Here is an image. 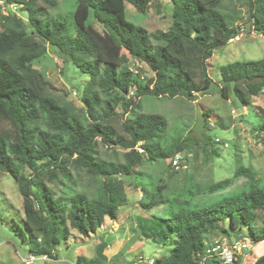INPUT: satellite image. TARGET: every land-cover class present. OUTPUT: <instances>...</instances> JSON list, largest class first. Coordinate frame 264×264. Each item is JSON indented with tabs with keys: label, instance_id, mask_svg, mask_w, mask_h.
Here are the masks:
<instances>
[{
	"label": "trees",
	"instance_id": "1",
	"mask_svg": "<svg viewBox=\"0 0 264 264\" xmlns=\"http://www.w3.org/2000/svg\"><path fill=\"white\" fill-rule=\"evenodd\" d=\"M3 1L18 5L28 19L5 16L0 10V171L12 176L23 197L30 252L52 259L72 231L89 236L100 231L106 217L118 218L119 209L129 202L125 181L136 177L141 165L173 161L199 144L188 137L164 148L168 121L153 113L128 120L123 125L129 137L125 140L110 125L117 109L128 115L131 107L140 108L137 100L147 96L196 101L214 83L208 67L215 51L243 28L235 27L234 18L224 11L228 0H169L172 25L153 35L129 22L126 14V3L146 14L153 0H77L69 19L49 16L48 9L58 0ZM246 1L253 31L264 36V0ZM48 46L90 76L82 94L85 112L49 94L47 77L34 67L47 56ZM131 60L146 64L153 76L134 71ZM220 72L225 99L233 95L243 106H252L264 92V59L228 64ZM256 114L263 122L253 130L263 134L264 107ZM99 142L128 150L124 162L98 158ZM208 144L207 137L205 152ZM214 154L219 157L217 151ZM72 163L90 175L94 192L75 190ZM26 168L34 174L28 176ZM45 175L50 183L65 187L68 196L56 197L42 181ZM242 179L243 185H238ZM167 189L153 180L141 186L145 211L164 210L160 216L139 217L135 240L168 244L176 238L171 255L154 264H222L208 253L213 244L207 235L212 231L264 244V218L262 228L256 225L259 211L264 212V178L251 168L239 165L233 180L198 192L206 198L195 194L193 186L165 195ZM108 246L101 241L97 257L106 260ZM76 264L95 260L79 257ZM233 264H242V258ZM254 264H264V252Z\"/></svg>",
	"mask_w": 264,
	"mask_h": 264
},
{
	"label": "rangeland",
	"instance_id": "2",
	"mask_svg": "<svg viewBox=\"0 0 264 264\" xmlns=\"http://www.w3.org/2000/svg\"><path fill=\"white\" fill-rule=\"evenodd\" d=\"M76 2L77 0H58L55 8L48 9L49 16L71 18ZM247 5L246 0H228L223 4L224 11L236 21L235 27L239 26L243 31L240 34V41L230 42L216 50L209 61L208 71L214 83L205 95L197 96L196 101L182 97L172 99L147 96L137 100L140 102V108L131 107L130 114L123 116L117 109V115L110 120L115 135L128 140L129 137L123 129V125L128 120L139 113L164 116L168 121L167 130L162 137L164 148L188 137L199 142L193 149L185 150L180 154L188 161L189 169L185 171L173 169L170 166L172 159L159 163H144L137 169L136 177L127 178L125 181L129 205L121 210L119 218L121 225L117 231L107 229L108 226L105 230L89 236L73 231L69 244L63 242L56 247V259L43 260L42 257L36 256L37 260L30 264H76L79 256H83L86 260L94 259L95 264H150L152 260L169 257L176 238L172 237L168 244L147 239L135 252H128L135 242L137 217L160 216L164 210L160 208L152 212L145 211L141 204L146 201L141 190L143 184L153 180L155 184L165 185L168 187L164 192L165 195L180 192L185 186H193L195 194L203 198L205 196L198 194L199 191H204L212 184L223 180H233L239 165L251 168L258 176L264 178V133L260 134L253 130L263 122L256 114V109L264 107V94L255 97L252 106H243L233 95L225 99L221 94L222 67L237 62L264 59V36L253 31ZM126 14L129 22L147 29L151 35L159 31L167 32L172 25V6L169 0H153L146 14L139 13L134 6L126 3ZM20 16L24 20L28 19V14L25 12H21ZM95 28L101 31L97 24ZM123 56L130 59L126 51L123 52ZM130 62L134 71L141 69L146 77L153 76L146 64L135 60ZM34 67L47 77L48 92L51 96L57 98L61 104L70 103L75 108L86 111L82 94L90 81L89 75L82 74L78 68L65 63L64 57L51 46H48L47 56L36 62ZM7 128L11 129V126L7 125ZM207 137L210 138L211 144L207 145L205 152L203 145L207 143ZM217 140L218 142L215 143ZM97 150L98 158L114 162H124V154L128 152L121 147L106 146L101 142ZM214 151L219 153V157ZM70 171L74 177L76 191H95L94 181L85 170L72 163ZM25 173L28 176L34 174L28 168L25 169ZM244 180L242 179L238 185H243ZM42 181L54 191L56 197L68 196L64 193L65 187L63 188L60 183L49 182L48 175H45ZM263 218L264 212L259 211L256 222L258 228H262ZM244 233L248 235V229H245ZM108 234H114L112 238H115L108 244L109 253L116 251L120 253L116 256L110 255L104 260L97 257L96 249L101 241L106 242L105 237ZM120 234H126L125 239L131 238L125 241ZM25 237H29V232L25 226L23 197L12 176L0 171V264H24L23 260L33 256ZM207 237L211 244L223 242L225 239L231 244L241 240L233 235L230 238L226 237L216 231L208 233ZM263 245V243L254 245L252 252H243L242 264H254L256 256L264 252Z\"/></svg>",
	"mask_w": 264,
	"mask_h": 264
},
{
	"label": "built area",
	"instance_id": "3",
	"mask_svg": "<svg viewBox=\"0 0 264 264\" xmlns=\"http://www.w3.org/2000/svg\"><path fill=\"white\" fill-rule=\"evenodd\" d=\"M0 10L3 15L9 16V15H17L20 16V7L18 5H11L7 4L5 1L0 0ZM233 41H240V35L231 40ZM264 94V92H262ZM133 92L131 93V96H133ZM218 142V140L216 141ZM172 168L175 170H181L185 171L189 169L188 161L184 160L181 155L176 156L172 161ZM254 247V244L252 242H248L247 238H243L233 244L229 243L228 240H224L223 242H216L212 245V247L209 249L208 253L212 256H215L222 264H233L235 261H238L241 258V255L243 252L251 251ZM244 256H247L246 254H243ZM43 260L50 259L48 257H42ZM37 258L35 256H30L29 259L23 260L24 264H30L34 261H36ZM155 261L152 260L150 264H154Z\"/></svg>",
	"mask_w": 264,
	"mask_h": 264
},
{
	"label": "crops",
	"instance_id": "4",
	"mask_svg": "<svg viewBox=\"0 0 264 264\" xmlns=\"http://www.w3.org/2000/svg\"><path fill=\"white\" fill-rule=\"evenodd\" d=\"M129 203V202H128ZM129 204H127L126 206H128ZM126 206H124V207H126ZM122 208L123 207H121L120 209H119V213H118V218L116 219V220H112V219H110V218H108V217H106L105 218V223H104V225L102 226V228L100 229V231H102L103 229L105 230V228H106V226H108L107 227V229L108 228H110V229H114L115 231H117L119 228H120V223H119V218H120V214H121V210H122ZM140 217V216H139ZM139 217H137V219H139ZM137 228H136V237H137V230H138V224H137V226H136ZM73 232V231H72ZM121 235V234H120ZM72 236H73V233H72ZM108 236H111V237H113L114 236V234L113 235H106V237H108ZM126 234L125 235H121V237H122V239H125L126 238ZM116 237V236H115ZM136 237H135V239H136ZM131 238V237H130ZM130 238L128 237L127 239H125V241L126 240H130ZM115 239V238H114ZM134 239V243L132 244V246H131V248H129V250H128V252L129 253H132V252H135V250L137 249V247L139 246V247H141V246H143V244L145 243V240L144 241H137V240H135ZM114 241V240H113ZM69 242V240L67 241V243ZM122 242H123V240H122ZM69 244V243H68ZM99 245V244H98ZM97 245V246H98ZM83 248V247H82ZM109 250V247H107V249L105 250V252H104V255L108 258L110 255H112V256H116V255H118L119 253H120V251L118 252V251H116V252H118L117 254H116V252H112V253H109L110 251H108ZM83 252V250H81V253ZM79 257H83V256H79ZM78 257V258H79ZM57 258V257H56ZM56 258H54V259H56Z\"/></svg>",
	"mask_w": 264,
	"mask_h": 264
},
{
	"label": "water",
	"instance_id": "5",
	"mask_svg": "<svg viewBox=\"0 0 264 264\" xmlns=\"http://www.w3.org/2000/svg\"><path fill=\"white\" fill-rule=\"evenodd\" d=\"M113 240H114V238H112L111 236H108V237L106 238V242H107L108 244L112 243Z\"/></svg>",
	"mask_w": 264,
	"mask_h": 264
},
{
	"label": "bare ground",
	"instance_id": "6",
	"mask_svg": "<svg viewBox=\"0 0 264 264\" xmlns=\"http://www.w3.org/2000/svg\"><path fill=\"white\" fill-rule=\"evenodd\" d=\"M254 34V33H253Z\"/></svg>",
	"mask_w": 264,
	"mask_h": 264
}]
</instances>
